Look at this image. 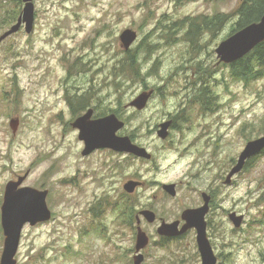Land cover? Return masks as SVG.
Segmentation results:
<instances>
[{
    "label": "rangeland",
    "instance_id": "rangeland-1",
    "mask_svg": "<svg viewBox=\"0 0 264 264\" xmlns=\"http://www.w3.org/2000/svg\"><path fill=\"white\" fill-rule=\"evenodd\" d=\"M34 2V31L23 27L0 42V219L6 184L28 171L24 185L49 190L53 217L25 226L17 264H134L136 216L144 209L155 211L157 220L141 217L150 238L143 264H202L195 230L167 242L157 231L161 220L173 222L185 209L199 207L202 192L214 195L207 224L218 264H264V155L225 183L246 144L264 135V80L236 83L228 80V68L219 69L216 48L237 17L221 32L204 36L197 52L190 50L186 31L166 34L164 28L187 17L233 12L240 0ZM23 6L22 0H0V36ZM15 10L18 17L1 28ZM128 28L139 35L130 49L143 69L135 79L118 75L126 57L120 35ZM146 43L156 50L145 53ZM200 60L217 67L212 80L217 105L204 111L193 101ZM154 65L156 73L147 76ZM152 89L144 110L130 107ZM86 91L97 113L114 110L126 122L120 134L146 147L151 160L108 149L82 155L68 100ZM183 109L187 121L178 119L169 137L160 138L159 124ZM130 179L143 182L133 194L123 189ZM167 183H176L175 196L163 190ZM124 193L136 203L131 225L122 206L108 205H122ZM232 212L245 216L240 228L229 218ZM4 239L2 229L0 258Z\"/></svg>",
    "mask_w": 264,
    "mask_h": 264
},
{
    "label": "water",
    "instance_id": "water-1",
    "mask_svg": "<svg viewBox=\"0 0 264 264\" xmlns=\"http://www.w3.org/2000/svg\"><path fill=\"white\" fill-rule=\"evenodd\" d=\"M22 2L24 6L16 23L12 24L0 36V42L18 33L23 27L28 34L34 31L35 2L34 0H22ZM138 37L139 35L136 30L128 28L121 33L120 41L124 49L128 51L138 40ZM263 41L264 15L259 21L247 25L221 41L216 48V54L219 62L225 64L234 63L249 54ZM150 98L151 92H142L130 102V107L143 110L147 107ZM92 114L93 109H90L73 122V127L79 130V139L85 144L82 151L83 156H89L98 149H111L146 160L153 158L152 153L146 147L133 141L129 135L120 134L125 128L126 122L115 112L96 119H91ZM12 123L16 124L17 121ZM170 127V120L162 122L157 130L158 136L162 139L168 138ZM263 151L264 135L249 141L236 163L230 169L225 183L231 184L233 177L244 170L247 162L261 155ZM29 174L30 172L28 171L24 175H19L17 179L10 180L5 186L1 206V226L5 239L0 264H17L16 255L26 225L35 226L49 221L53 217L52 210L47 202L49 190L24 185ZM142 185V181L130 179L123 185V189L126 193L133 194ZM162 188L171 196L177 194L176 183L163 184ZM202 198L203 204L196 208L185 209L181 214V220L173 222L161 220L157 231L163 237H178L184 235L190 229H195L202 264H218V257L208 236V224L206 220V216L210 211L211 196L207 192H202ZM141 217L153 223L157 220V214L151 209H144L136 216L137 237L134 264H143L145 255L142 251L150 242L149 236L141 227ZM229 218L236 228H240L243 225L245 216L232 212ZM182 220L185 223L180 228Z\"/></svg>",
    "mask_w": 264,
    "mask_h": 264
},
{
    "label": "trees",
    "instance_id": "trees-1",
    "mask_svg": "<svg viewBox=\"0 0 264 264\" xmlns=\"http://www.w3.org/2000/svg\"><path fill=\"white\" fill-rule=\"evenodd\" d=\"M17 1V0H16ZM189 1L196 0H175L176 3H185ZM221 1V0H216ZM9 12L1 24V28L5 25H10V22L18 17L19 10H15L14 14ZM264 15V0H240L239 5L233 12L223 13L216 12L212 15L201 14L195 17H187L183 19L182 22H171L164 25L165 33H176L177 30H184L185 40L189 43L190 50L197 52L195 47L202 45L201 40L208 33L213 35L221 32L223 28L231 21L232 18L237 17V22L234 24L232 32L233 34L238 30L246 27L247 25L257 22ZM167 37V36H166ZM157 48V45L154 43H146L143 48V51L147 54L153 53ZM219 69L228 68L227 76L228 80L236 83L251 84L252 82L264 80V41L260 43L254 50H252L245 57L235 61L234 63L225 64L220 62ZM217 67L205 65L203 61H199L195 67V76L197 77V91L193 101L195 103H201V109L209 110L214 109L217 105V94L215 92V85L212 83L214 73ZM142 67L138 61V55L133 50L126 51V57L120 61V68L118 71L123 75L128 76L130 79H135L137 76L141 75ZM157 67L154 65L147 72V76H152L156 73ZM217 79V78H215ZM115 112L114 110H111ZM105 114V113H102ZM183 117V116H182ZM264 127V126H263ZM261 133H264V128ZM261 155H264V151ZM261 155L256 156L250 159L245 169L250 167ZM123 204H114L108 203V205L113 207V209L119 210L120 207H123V214L127 213L128 224H132L135 220L136 203L131 199L128 194L124 193ZM260 202L264 207V190L260 197ZM102 205V204H101ZM101 207V206H100ZM99 207V208H100ZM1 220V219H0ZM2 228L0 226V232ZM163 242H167L166 238H163Z\"/></svg>",
    "mask_w": 264,
    "mask_h": 264
},
{
    "label": "flooded vegetation",
    "instance_id": "flooded-vegetation-1",
    "mask_svg": "<svg viewBox=\"0 0 264 264\" xmlns=\"http://www.w3.org/2000/svg\"><path fill=\"white\" fill-rule=\"evenodd\" d=\"M193 83L195 84L196 83V81H193ZM197 83H199L198 81H197ZM90 89H88V91H89ZM88 91H86V92H83V93H76V94H72V96L69 98V100H68V103L70 104V106L73 108V112L75 113L74 114V116H73V118H72V121H71V124H72V126H73V122L77 119V118H79V117H81L83 114H85L87 111H89L90 109H93V114H92V117H91V119H96V118H100V117H103V116H105V114H99V113H97V105H94V104H92L91 103V97L89 98V92ZM148 92H151V98L154 96V94H155V92H154V90L152 89V90H150V91H148ZM150 98V99H151ZM150 101V100H149ZM144 110V109H143ZM184 112V109L183 110H181L179 113L177 112L175 115H177V116H175L174 114H172V113H169L168 115H167V119H166V121H171V127H170V132H171V130L172 129H174V128H176L177 127V120L179 119L180 121H182L183 123H185V121H187V119H186V117H182L181 116V113H183ZM110 114V113H109ZM108 115V114H107ZM121 118V117H120ZM179 121V122H180ZM165 122V121H164ZM161 124V123H160ZM160 124H159V126H160ZM159 126H158V129H159ZM78 130V129H77ZM170 135V134H169ZM84 143V142H83ZM84 147H85V144H84ZM84 149V148H83ZM108 150H111V149H108ZM83 151V150H82ZM112 151V150H111ZM95 152V151H94ZM113 152H114V150H113ZM116 152V151H115ZM84 157H86V156H84ZM209 193V195L211 196V201H210V211H209V213L207 214V216H206V220L208 219V216L210 215V213H211V211L213 210V207H214V195L211 193V192H208ZM203 204V203H202ZM202 204H200V205H202ZM199 205V206H200ZM177 220H181V219H179V218H176L175 220H173V221H177ZM170 222H172V221H170ZM184 221L182 220L181 221V223H180V228L184 225ZM190 230H195V229H190ZM189 230V231H190ZM188 231V232H189ZM186 234V233H185ZM184 234V235H185ZM184 235H181V236H178V237H163V238H166L167 239V241H176V240H180ZM135 254H136V251H135ZM135 254H134V256H135ZM145 255V254H144ZM133 263H134V257H133Z\"/></svg>",
    "mask_w": 264,
    "mask_h": 264
},
{
    "label": "bare ground",
    "instance_id": "bare-ground-1",
    "mask_svg": "<svg viewBox=\"0 0 264 264\" xmlns=\"http://www.w3.org/2000/svg\"><path fill=\"white\" fill-rule=\"evenodd\" d=\"M91 157V156H90ZM135 157V156H134Z\"/></svg>",
    "mask_w": 264,
    "mask_h": 264
}]
</instances>
